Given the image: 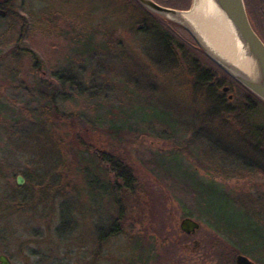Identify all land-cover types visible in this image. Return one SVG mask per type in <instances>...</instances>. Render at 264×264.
Wrapping results in <instances>:
<instances>
[{
    "label": "rangeland",
    "instance_id": "rangeland-1",
    "mask_svg": "<svg viewBox=\"0 0 264 264\" xmlns=\"http://www.w3.org/2000/svg\"><path fill=\"white\" fill-rule=\"evenodd\" d=\"M154 1L184 12L194 2ZM244 3L264 42V16L255 0ZM8 4L18 18H0V116L18 130L0 125V255L11 264H234L243 254L264 264V171L242 166L246 143L232 141L225 125L218 130L217 108L182 51L187 44L143 35L119 0ZM153 14L196 48L177 21ZM225 81L221 92L228 87L235 97L237 87ZM53 88L71 119L45 129L31 112ZM98 122L103 143L92 150L61 138L71 124L82 136ZM124 122L128 132L107 131ZM108 148L135 179L118 200L102 164ZM16 188L23 196L13 195ZM22 199L23 208L14 207ZM185 218L200 224L195 234L181 231ZM116 222L119 233L102 241Z\"/></svg>",
    "mask_w": 264,
    "mask_h": 264
},
{
    "label": "trees",
    "instance_id": "trees-1",
    "mask_svg": "<svg viewBox=\"0 0 264 264\" xmlns=\"http://www.w3.org/2000/svg\"><path fill=\"white\" fill-rule=\"evenodd\" d=\"M9 1L10 0H0V18H5L8 15L12 18H16L18 16L15 11L3 8L4 6L5 8L7 6L11 8V6H9L8 4ZM119 1L126 8L131 10L129 17L133 23L141 22L144 25V28L142 27L143 29L141 28L142 30L140 31L143 32V35L147 36L151 34L152 31H156L158 32V35L163 41H168L169 43L172 42L173 45H176L177 47L182 48L185 43L187 44L185 45L184 49H182V51L186 57V60H194L195 65L200 71L201 75L198 79V82L196 83L198 85L197 87L199 88V90L201 89L202 91L207 90L208 94L210 95V99L214 102L213 105L217 108V111L214 115L216 116V125H218V130L220 131L221 128L224 129L225 125L232 131V133L229 132L233 137L232 141L238 139L239 141L242 140V142L246 143L245 146L249 149V155L248 157L241 158V160L239 161L242 166L251 169L252 171H264V102L258 97H256L254 94H252L240 83L233 80L226 73H224L215 63H213L205 55V53L198 47L197 44L195 45L196 48L191 49L190 47H188V45L190 46L188 41H180L174 33L175 29L171 27V24H168V22H165L160 19L158 20V18L156 17L157 15L153 14V12L140 5L136 0ZM158 2L161 4L168 3L167 1L160 0ZM255 4L259 17L263 19L264 10H261V2H259V0H255ZM255 31L259 35L257 30ZM183 33L184 35H186V37H188L186 31L183 30ZM259 37L261 38L260 35ZM110 44L113 45V42H109V45ZM25 53L28 57L30 56L33 60H35V64L38 63V59L31 51L25 50ZM224 78L226 80H231L238 89V94H236V96L233 97L232 100L226 98L225 94L221 92L222 85L226 82ZM75 84L76 83L74 82V84H71L70 86H75ZM53 90V92L40 99L38 110L31 112V114H34L35 116V119L37 121L36 124L39 126H43V128L45 129H52V127L56 129L61 125L63 127L65 125V122H67L66 119H71V116H67L59 111L55 99L57 88H53ZM81 93H83V91ZM0 117V125L2 127H5L6 132L9 131L10 134H12L15 133L16 130H18V126L16 125L17 122H10L4 116ZM159 119H161V117H159ZM161 120H164L163 122L167 121L166 119ZM74 125L75 124H71L69 131H66L63 137H61L63 140L67 141L69 138L70 142H80L79 148H85L86 151L92 150L94 147L102 145L103 138L100 137L99 134H102L104 132V129H102L101 124L99 122L91 126L88 133H83L84 136H81L74 132L76 131V126ZM176 125V122L173 123V125L171 124V126ZM125 126V122L120 125L115 123L110 125L108 130H106L108 132H111L112 134H119L125 132L126 130V132H128L129 129H126ZM90 157L93 159L95 158L94 154H90ZM102 164L108 166V172H111L110 174L114 175V180L110 179L108 183L109 186L112 188L111 193L113 197L118 200L117 196H121V194L122 196H124L121 192H124L125 190L130 191L132 185H134L135 183V179L125 161L121 157L117 156L116 149H106V153L102 158ZM29 179L30 182H32L31 178ZM119 180L121 181V183H119ZM36 185H38L39 187L43 186V184L39 182H37ZM120 187H123L124 190L122 191ZM50 188L53 189V187ZM13 192V195L23 196V191L21 190V188H16ZM24 204V200L22 199V201L19 200L15 202L14 207H16L17 209H22V206ZM118 226L119 225H117L116 222L108 233H105L103 236L99 235V238L104 241L108 238V236L117 235L119 233ZM239 252L246 254L248 253V250L239 248Z\"/></svg>",
    "mask_w": 264,
    "mask_h": 264
},
{
    "label": "water",
    "instance_id": "water-1",
    "mask_svg": "<svg viewBox=\"0 0 264 264\" xmlns=\"http://www.w3.org/2000/svg\"><path fill=\"white\" fill-rule=\"evenodd\" d=\"M149 11L169 20L171 16H178L184 11L167 8L154 0H136ZM222 12L229 27L235 50V62H229L211 51L206 43L195 33L189 24L177 21L191 35L198 47L230 78L240 83L252 94L264 102V42L254 30L244 0H213ZM229 88L225 87L224 92ZM232 99V96L229 97ZM1 120V118H0ZM19 186L24 184V178H17ZM200 228V224L192 218H185L180 223V229L186 235H193ZM1 264H10L5 256H0ZM234 264H256L247 256L239 254Z\"/></svg>",
    "mask_w": 264,
    "mask_h": 264
},
{
    "label": "bare ground",
    "instance_id": "bare-ground-1",
    "mask_svg": "<svg viewBox=\"0 0 264 264\" xmlns=\"http://www.w3.org/2000/svg\"><path fill=\"white\" fill-rule=\"evenodd\" d=\"M170 18L189 24L211 51L229 62H235V45L229 27L213 0H194L189 11Z\"/></svg>",
    "mask_w": 264,
    "mask_h": 264
},
{
    "label": "flooded vegetation",
    "instance_id": "flooded-vegetation-1",
    "mask_svg": "<svg viewBox=\"0 0 264 264\" xmlns=\"http://www.w3.org/2000/svg\"><path fill=\"white\" fill-rule=\"evenodd\" d=\"M142 28V27H141ZM225 88V87H224ZM224 88H223V93L225 94V95H228L229 94V96L228 97H230V96H232V99H233V95L230 93V89L228 90V91H226V92H224ZM231 94V95H230ZM230 99V98H229ZM232 99H230V100H232ZM1 240H2V242H3V238H1ZM0 256H5V257H7V259L9 260V262H10V264L12 263L11 262V259H10V257L7 255V254H2V255H0ZM1 264V263H0Z\"/></svg>",
    "mask_w": 264,
    "mask_h": 264
}]
</instances>
